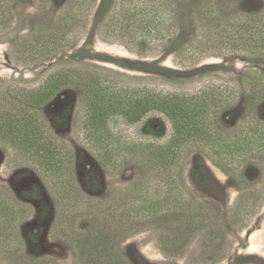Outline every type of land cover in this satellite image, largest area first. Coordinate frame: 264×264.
<instances>
[{
	"label": "trees",
	"instance_id": "1",
	"mask_svg": "<svg viewBox=\"0 0 264 264\" xmlns=\"http://www.w3.org/2000/svg\"><path fill=\"white\" fill-rule=\"evenodd\" d=\"M15 1L0 0V26L12 20L9 5ZM29 1L45 8L52 4L59 11L49 28L34 30L19 46L18 53L24 55L25 63H39L71 45L86 25L94 0H61L55 4L53 0ZM228 9L220 0H111L97 32L102 39L118 41L130 49L139 46L150 52L170 50L181 67L192 66L208 56L245 58L264 66V5L251 12ZM188 30L189 37L179 40L178 35ZM105 72L125 80L110 78ZM149 80L147 76L68 62L54 66L39 86L0 85V140L28 156L54 181L61 203L67 208L74 199L72 170L66 153L47 136L37 111L74 93L84 109L86 139L103 164L112 165L120 152L137 155L145 172L164 184L163 196L153 206H147L143 192L148 185L136 183L129 191L125 209L112 217L114 221L109 208L98 207L89 232H71L76 264H131L119 253L117 240L129 230L170 215L192 234L207 228L224 230V224L238 227L253 213L252 205L263 199L259 189L239 187V180L246 163L264 174V70H253L236 80L211 79L195 91L184 90V82L172 79L165 81L175 91H164L149 86ZM240 101L242 108L233 123L235 129L228 133L220 128L221 122H228ZM151 113L164 116L171 125L172 134L165 144H130L111 130L117 120L129 126L139 125ZM159 126L160 130H155L146 124L149 135H164L166 127L161 120ZM194 149L206 152L228 177L236 180L239 196L230 214L214 213L182 183L184 158ZM20 197L40 204L35 215L39 223L48 220L50 207L42 203L37 188ZM18 209L0 195V245L10 251L17 246ZM41 235L42 228H32L27 240L35 244ZM179 241L175 235L164 237V253L173 257L181 245Z\"/></svg>",
	"mask_w": 264,
	"mask_h": 264
},
{
	"label": "rangeland",
	"instance_id": "2",
	"mask_svg": "<svg viewBox=\"0 0 264 264\" xmlns=\"http://www.w3.org/2000/svg\"><path fill=\"white\" fill-rule=\"evenodd\" d=\"M54 4L61 0H53ZM233 12L258 11L264 0H220ZM111 0H94L88 11L84 28L71 45L60 54L39 63H25L19 46L38 28H49L57 17L54 5L48 8L29 0H16L9 5L12 20L0 26V85L15 84L18 88L39 86L54 66L68 62L85 63L112 69L134 76H147L146 83L160 90L175 91L165 79L179 80L186 84L184 90L195 91L208 80H236L253 70H264L263 65L245 58L205 57L194 65L181 67L172 51H146L137 46L132 49L122 43L101 38L97 32L100 19L107 11ZM190 31L178 35L184 41ZM92 68V67H91ZM110 78L125 80L105 72ZM76 93L56 99L48 108H40L37 116L45 124L47 136L66 153L74 191V199L68 208L61 203L55 183L28 156L0 140V195L18 205L15 222L16 247L11 251L0 245V264H76L71 232H89L95 222L98 207L110 209V218L117 217L129 201L130 189L138 182L145 183L143 201L147 206L157 203L164 184L154 175L145 172L138 156L120 152L112 165H104L96 150L89 146L83 129L84 109L79 105ZM236 106V105H235ZM238 102L232 115L223 120L220 128L233 132L236 115L241 111ZM163 122L166 132L162 136L149 135L146 124L160 130ZM230 123V124H228ZM113 133L130 144L152 142L165 144L172 129L169 121L158 113H151L139 125H126L117 120L111 125ZM182 183L188 192L219 215L230 214L238 201L236 180L228 177L206 152L194 149L184 158L181 170ZM238 185V184H237ZM241 188L260 190L262 201L253 206L245 224L225 226L224 230L210 228L188 233L177 217L155 219L129 230L117 240V249L131 264H264V174L250 163L242 167ZM37 188L42 203L50 207V217L39 223L36 212L39 203L34 199L24 200L20 194ZM261 198V197H260ZM66 211H69L67 213ZM115 211V212H114ZM114 214V215H113ZM42 228L37 243L27 240L31 229ZM167 235H175L181 244L175 255H166L162 241Z\"/></svg>",
	"mask_w": 264,
	"mask_h": 264
}]
</instances>
